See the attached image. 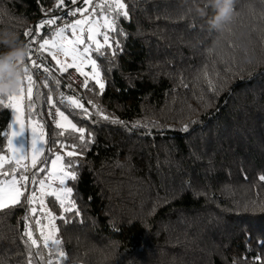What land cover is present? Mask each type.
Returning a JSON list of instances; mask_svg holds the SVG:
<instances>
[{
	"label": "trees",
	"instance_id": "1",
	"mask_svg": "<svg viewBox=\"0 0 264 264\" xmlns=\"http://www.w3.org/2000/svg\"><path fill=\"white\" fill-rule=\"evenodd\" d=\"M94 1L110 6L97 13L115 20V30L92 50L104 88L88 78L82 89L91 115L60 96L69 83L49 51L39 57L51 74L40 68L46 78L38 81L31 70L27 106L47 134L41 173L60 154L76 174L67 182L72 210L50 200L61 243L30 245L23 197L0 210V264H28L30 248L44 257L32 264H264V0H234L223 33L206 29L191 0H122L127 18L112 11L115 0ZM55 2L0 0V28L20 31L28 43L26 29L86 6L65 0L48 11ZM49 96L85 130L83 141L48 118ZM7 103L0 96V154L7 152ZM7 168L0 179L10 176Z\"/></svg>",
	"mask_w": 264,
	"mask_h": 264
},
{
	"label": "rangeland",
	"instance_id": "2",
	"mask_svg": "<svg viewBox=\"0 0 264 264\" xmlns=\"http://www.w3.org/2000/svg\"><path fill=\"white\" fill-rule=\"evenodd\" d=\"M96 5V1L92 0L90 4H86L85 7L81 8L82 10L86 9V11L78 13L79 17L76 20H81L83 22L77 26L75 33H73L71 29H67L62 37H56L55 31L52 35H48L44 38L55 39L57 40V43L63 45L64 48L69 50V54L67 56L65 55L64 51L57 48L49 47V49L47 50L50 52L52 57L53 54H55L56 59L54 60L57 62L59 67H61L64 63H72L71 49L73 47V44L68 43L69 41L75 42V47L78 53H82L83 49L87 47L88 52L84 53L81 58L76 61L77 67L69 68L75 70L79 68L81 71L78 72L80 74L82 72L83 74L81 75L87 77V79H93L94 75L91 62L95 61V59L92 56V50L97 48L98 45L99 47H102L103 45L107 44L109 42V32L111 31V29L107 27L105 23V17H107L108 21H112V19L106 13H101L99 15L97 13V10L93 12L92 8ZM76 20H74L72 23H74ZM104 34L108 36L107 43L104 40ZM89 36H92L94 39L90 40ZM77 37L83 40L84 43L80 44L79 42H77ZM95 63L97 65L96 61ZM97 69L99 73L98 79L104 84L101 79V72L98 68V65ZM93 80L96 81V79ZM26 86L27 83H25V92L23 93V98L18 103V107H11V122L9 128L7 152L0 154V156L7 157L8 160L3 163V166L2 168H0V170H4V168H7V165L9 164L12 165L6 169L7 173H9L10 176L0 179V187L4 186L3 182L11 180L12 170L14 168L16 170L15 177L17 180H20V177L22 175H26L29 177L28 182H22L26 183L29 189L25 192V195L30 196L31 192L34 191L36 193V200L32 203L26 204L29 216H31L32 218L31 220L29 217L28 225L31 228L32 234L34 235L35 233L38 236L36 237L37 241L41 240V243H44L45 238L50 237V239L48 240V242H50V245H55L56 247H58V245L54 243L58 230L56 224L57 216L52 210L53 208L50 200L54 198V201L58 202L61 206V201H63V210L69 208V204H71L72 190L70 193L64 191V189L70 188L67 185L69 179H66L65 183L61 185L57 177L62 174L60 172L61 168L65 173L70 172L71 170L64 163L63 156L60 154H55L50 158L46 171L44 173H41L42 171H38L42 169L41 164L45 159L47 153V134L42 121L38 116L33 114V108H30L31 113L28 109L27 100H29V98L27 95ZM15 94L17 96H20V89ZM18 132H22L23 134L17 136L16 133ZM10 140L11 143H9ZM34 140L36 142L35 147L39 149V153L36 154V159L38 162L35 168L31 166L32 157L34 155ZM14 150H17L15 152L16 158H20L21 156L24 157L23 159H21V164L27 165V169L16 165V160L12 158ZM57 155H60L62 159L56 161V164L54 166L53 161L56 160ZM33 180H44L45 185L43 186V188H41V185L39 183H32ZM17 187L19 188L20 185L18 184ZM21 190L23 191L24 189ZM53 192H55L56 195H52L51 193ZM13 195L14 193H7L3 197H0V199H2L4 202H7L12 198ZM20 199L22 200L23 196L20 197ZM41 201L43 202L42 204ZM33 208L36 209L35 213L31 212V209ZM37 221H39V223H37Z\"/></svg>",
	"mask_w": 264,
	"mask_h": 264
},
{
	"label": "snow or ice",
	"instance_id": "3",
	"mask_svg": "<svg viewBox=\"0 0 264 264\" xmlns=\"http://www.w3.org/2000/svg\"><path fill=\"white\" fill-rule=\"evenodd\" d=\"M69 2L71 4H77L78 0H69ZM79 2H82V3H85V4H90L92 2V0H79ZM64 4H65V0H56V2L54 4V8L53 9H49L48 11H54L56 8H62V7H64ZM109 7L110 6L107 3H104V4H101V5L94 6L92 8V11L95 12L97 10V8L107 9ZM82 11H86V9H84V10H82L80 8H76L75 10L68 9L67 14L71 15V16H75V15H77V13L82 12ZM112 11H114L118 17L119 16H123L124 18H127L128 15H129L127 10H126V5L122 2V0H115V7L112 8ZM189 12H191V9H189ZM57 19H60V17H52V18H49V19H43V20L38 22V25H37L35 31H33L31 28H28V29H26L24 31L23 35L26 38H30L28 43H26V46L28 48V60L30 61V63L25 64V67H24V70H23L24 71L23 82H22V84L20 86L21 95L17 96L15 93L7 95V99L9 101V103L5 104L4 105L5 107H12V108H17L18 107V103L23 98V93L25 92V82H27L26 91H27L28 98L29 99L31 98L33 86H35V82L33 80V75L31 73L32 69L43 68V71L45 73L51 74V69L47 68V67H44L42 63L41 64H37L36 61L31 58V53L35 50L33 48V45L35 43H37V36L39 34V30L45 28L46 26H51V25L56 24ZM82 22L83 21H81V20H76L74 23H66L63 27H60V28H58L56 30L55 36L58 37V38L62 37L64 32L67 29H71L72 32L75 33L77 26L80 25ZM105 23H106L107 27H109L111 30H115V28H114L115 20L108 21L107 17H105ZM89 39L93 40L94 38L92 36H89ZM104 40L107 43L108 36L106 34H104ZM77 42H79L80 44L84 43V41L81 40L79 37H77ZM68 43L73 44V47L71 49L72 63H64L58 69V71L61 72V75L66 73L69 68L77 67L76 61L79 60L84 53L88 52V48L86 47V48L83 49L82 53H78L77 49L75 47V42L69 41ZM49 47L57 48L59 50L64 51L66 56L69 54V50L64 48L63 45L57 43V40H55V39H43V37L41 36L38 50L42 53L43 51L48 50ZM96 51H99V45H98ZM53 59H56L55 54H53ZM91 63H92V68H93V73H94L93 79H96V82L99 84L100 89L102 90L104 88V84L98 79L99 73H98L97 65H96L95 61H92ZM77 71H81V70L79 68H77ZM81 74H83V73L81 72ZM204 75H205V77H207V71L206 70L204 72ZM198 79H199V77H198ZM54 83L56 85H59L61 83V81L59 79H56L54 81ZM87 83H88V81H87V77H86L85 82L82 85V87H87ZM207 83L209 84L210 88L213 91H215L214 82L212 80H207ZM44 84H45V87H48L47 79L45 80ZM67 87L69 89H71L72 85L69 84V85H67ZM60 96L64 97V93L61 92ZM51 99H52V97L49 96V100L50 101H51ZM80 99H83V97H81ZM66 100L70 103L71 107L76 108V109H81L85 116L91 115V113H89L88 109L85 107V105L83 103L80 102L79 99H76L74 96L70 95V96L66 97ZM60 102L63 103L64 100L62 99ZM87 103L91 105V104H93V101L89 100V101H87ZM55 114H57L60 117V120L56 121V127L57 128H60V129L67 128V129H71L72 131L79 132V133H81V135L79 136V140H81V141L84 140V136L82 135V133L85 130L83 128H78L77 125L75 123H73L72 120H70L68 116L65 115V112L61 111L59 108L55 109ZM100 114L102 115V112ZM103 118L104 119H108L109 117L104 116ZM113 122H118V121L114 120ZM22 134H23L22 132L16 133L17 136L22 135ZM58 135L63 136L64 132L61 131V132L58 133ZM41 139H42V137H41ZM9 143H11V140L9 141ZM35 143L36 142L34 140L33 141L34 155L32 157V165H31L33 168L36 167V164L38 162L37 159H36V154L39 153V149H37L35 147ZM61 147H67V145H63L62 144ZM72 147H74V146H72ZM16 151L17 150L13 151V157H12L13 159L16 160V165L19 166V167H23V168L27 169V165H22L21 164V159H23L24 157L21 156L20 158H16V156H15V152ZM67 155L68 156H75V155H78V154L76 152H74V151H69L67 153ZM61 159H62V157L60 155H57L56 156V160L53 161V165L55 166L56 161H59ZM7 160H8L7 157L0 156V168H2L3 163L5 161H7ZM68 167L69 168H73L74 167V165L72 164L71 161H69ZM15 171L16 170L14 168L12 170V178H11V180L3 182L4 186L0 187V197H3L7 193H14L12 198L10 200H8L7 202H4L2 199H0V210L8 208V207H15L16 205L21 204L20 197H22V196L24 197V201H23L24 204H29V203H32V202H34L36 200V193L34 191L31 192L30 196H26L25 195V192L28 191L29 189H28L26 183H22V182H28L29 181V177L26 176V175H22L20 177V180H17L16 177H15ZM38 171H42V169L38 170ZM60 172L62 174L59 175L57 178L59 179L61 185H63L65 183L66 179H73V180L76 179L75 171H70V172H66L65 173V172H63V169L61 168ZM3 175L6 176V175H8V173H3ZM261 179L264 180V176H262ZM32 183H39L41 185V188H43V186L45 185V181L44 180H39V181L33 180ZM18 184L20 185L19 188L17 187ZM21 189H24V190L22 191ZM64 191H66L67 193H70L71 189L70 188L64 189ZM51 194L52 195H56L55 192H53ZM57 198H59V197H57ZM42 203L43 202L41 201V204ZM61 204L63 206V201H61ZM66 210L67 211H71L72 209L68 208ZM35 211H36L35 208L31 209L32 213H35ZM28 219H29V216L26 215L24 217V220L27 221ZM37 223H39V221H37ZM23 236L27 238V241H30V245L32 247H39L37 239L33 237L31 228L27 224L25 225V231L23 233ZM49 239H50V237H46L45 238L43 247H45V248L49 247V244H48V240ZM54 243L59 245L61 242L58 239H56L54 241ZM262 243H264V242H262ZM29 253H30V259L28 261V264H32V258H35L37 260H43L44 259V257L39 252L35 253V256L33 257L32 256V252H31V248L29 249ZM59 255L62 257L64 255V253L61 251L59 253ZM256 259L258 261L259 257H257ZM45 264H52V261L51 260L45 261Z\"/></svg>",
	"mask_w": 264,
	"mask_h": 264
},
{
	"label": "clouds",
	"instance_id": "4",
	"mask_svg": "<svg viewBox=\"0 0 264 264\" xmlns=\"http://www.w3.org/2000/svg\"><path fill=\"white\" fill-rule=\"evenodd\" d=\"M191 9L203 20L204 26L210 32L223 33L234 18V0H204L201 7L198 0H191ZM241 48L246 49L242 34ZM0 96H7L19 91L23 82L25 59L28 48L20 31L11 28H0ZM245 60L250 59L245 55Z\"/></svg>",
	"mask_w": 264,
	"mask_h": 264
},
{
	"label": "built area",
	"instance_id": "5",
	"mask_svg": "<svg viewBox=\"0 0 264 264\" xmlns=\"http://www.w3.org/2000/svg\"><path fill=\"white\" fill-rule=\"evenodd\" d=\"M79 17V14L75 16L68 15L67 12L64 13L60 19H57L56 24L51 25V26H46L43 29L39 30L40 35H44L47 33H50L60 27H63L66 23H72L74 20H76ZM49 19V18H45ZM39 42L40 38H37V43L33 45V48L35 49L31 53V58L36 61L37 64H41L42 61L39 57ZM26 62L30 63V61L27 59ZM34 75L36 76L38 81H43L46 78V74L43 73L40 69H35ZM65 78L69 84L72 85L71 89L67 88L63 90L64 95L66 96H74L76 99H79L80 102L83 101L84 95L82 92V85L85 82L84 77L75 69H68V71L65 73ZM83 97V99H80ZM58 108L52 101L50 102L48 109H47V116L48 118L56 123L57 120L60 119V117L55 114V109ZM103 116V115H101Z\"/></svg>",
	"mask_w": 264,
	"mask_h": 264
},
{
	"label": "crops",
	"instance_id": "6",
	"mask_svg": "<svg viewBox=\"0 0 264 264\" xmlns=\"http://www.w3.org/2000/svg\"><path fill=\"white\" fill-rule=\"evenodd\" d=\"M25 83H27V82H25ZM27 87V86H26ZM32 94H33V91H32Z\"/></svg>",
	"mask_w": 264,
	"mask_h": 264
}]
</instances>
